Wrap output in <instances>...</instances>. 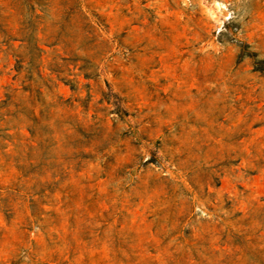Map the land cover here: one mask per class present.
Listing matches in <instances>:
<instances>
[{
  "label": "rangeland",
  "instance_id": "1",
  "mask_svg": "<svg viewBox=\"0 0 264 264\" xmlns=\"http://www.w3.org/2000/svg\"><path fill=\"white\" fill-rule=\"evenodd\" d=\"M0 264H264V0H0Z\"/></svg>",
  "mask_w": 264,
  "mask_h": 264
}]
</instances>
